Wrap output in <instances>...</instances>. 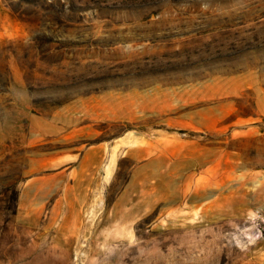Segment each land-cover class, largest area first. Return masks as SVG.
Wrapping results in <instances>:
<instances>
[{"label":"rangeland","instance_id":"1","mask_svg":"<svg viewBox=\"0 0 264 264\" xmlns=\"http://www.w3.org/2000/svg\"><path fill=\"white\" fill-rule=\"evenodd\" d=\"M264 0H0V264H264Z\"/></svg>","mask_w":264,"mask_h":264},{"label":"built area","instance_id":"2","mask_svg":"<svg viewBox=\"0 0 264 264\" xmlns=\"http://www.w3.org/2000/svg\"><path fill=\"white\" fill-rule=\"evenodd\" d=\"M262 230L264 231V219L262 220Z\"/></svg>","mask_w":264,"mask_h":264}]
</instances>
